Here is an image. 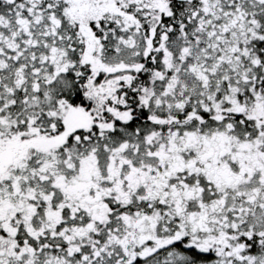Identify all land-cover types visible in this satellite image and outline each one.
<instances>
[{"label": "snow or ice", "instance_id": "6c2138e0", "mask_svg": "<svg viewBox=\"0 0 264 264\" xmlns=\"http://www.w3.org/2000/svg\"><path fill=\"white\" fill-rule=\"evenodd\" d=\"M0 264H264V0H0Z\"/></svg>", "mask_w": 264, "mask_h": 264}]
</instances>
